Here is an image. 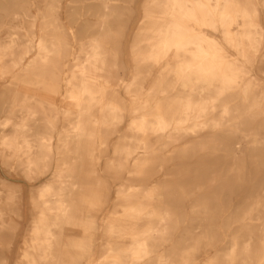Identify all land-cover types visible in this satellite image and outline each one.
<instances>
[{
  "label": "bare ground",
  "instance_id": "obj_1",
  "mask_svg": "<svg viewBox=\"0 0 264 264\" xmlns=\"http://www.w3.org/2000/svg\"><path fill=\"white\" fill-rule=\"evenodd\" d=\"M6 3L0 264H264V0Z\"/></svg>",
  "mask_w": 264,
  "mask_h": 264
},
{
  "label": "rangeland",
  "instance_id": "obj_2",
  "mask_svg": "<svg viewBox=\"0 0 264 264\" xmlns=\"http://www.w3.org/2000/svg\"><path fill=\"white\" fill-rule=\"evenodd\" d=\"M0 38L2 39H6V37L8 36V22H9V18H8V13H7V3L6 0L2 1L0 0ZM57 104L61 103V98L57 97L56 99ZM28 221V212H27V195H26V208H25V222L24 224H26V222ZM23 224V225H24Z\"/></svg>",
  "mask_w": 264,
  "mask_h": 264
}]
</instances>
